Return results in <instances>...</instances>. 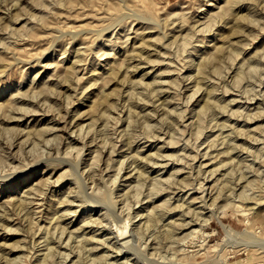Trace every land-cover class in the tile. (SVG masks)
Wrapping results in <instances>:
<instances>
[{
	"label": "rangeland",
	"instance_id": "obj_1",
	"mask_svg": "<svg viewBox=\"0 0 264 264\" xmlns=\"http://www.w3.org/2000/svg\"><path fill=\"white\" fill-rule=\"evenodd\" d=\"M227 1L0 0V212L7 210L5 224L11 230L0 231V264H38L46 254L45 242L38 239L57 224L65 228L61 246L70 234L76 253L63 264H215L216 243L227 240L217 218L235 232L259 231L264 239V0H247L217 19ZM184 35L192 43L186 48ZM154 37L159 42L143 50V40ZM207 60V76H201L199 64ZM206 100L211 104L199 115ZM129 111L134 119L130 135L122 131ZM99 151L100 162L90 166ZM155 181L163 190L147 198ZM34 184L38 190L30 193ZM67 189H75L74 197L66 196ZM242 189L251 197L244 203L238 196ZM103 191H111L116 206L107 203V210L106 203V208L97 204L84 212L74 202ZM219 192L220 199L202 211V218L217 214L202 227L208 251H199L194 241L182 260L179 244L171 241L192 229L187 221L202 205L192 204L193 197L202 196L208 206ZM60 199L72 200L73 206ZM164 200L167 205L156 215L160 220L145 230L144 209ZM231 200L235 207L227 206ZM250 207L256 210L247 211ZM67 208L77 212L66 213ZM138 211L143 217H136ZM85 213L97 224L83 226ZM126 217L133 223L125 239L130 243L123 246L125 240L116 241L110 230ZM174 223L177 230L166 241L162 230ZM140 228L144 234L138 235L134 229ZM236 240L220 259L264 264L261 250L245 251L244 239ZM62 247L57 251L62 253ZM57 251L47 264L61 263Z\"/></svg>",
	"mask_w": 264,
	"mask_h": 264
},
{
	"label": "bare ground",
	"instance_id": "obj_2",
	"mask_svg": "<svg viewBox=\"0 0 264 264\" xmlns=\"http://www.w3.org/2000/svg\"><path fill=\"white\" fill-rule=\"evenodd\" d=\"M121 1V0H120ZM133 1V0H132ZM245 1H247V0H229V1H227V4L225 5V7H227L226 8V10H221V12L219 13V14H217L215 17H217V19L218 18H221V20L222 19H224L226 16L225 15H227L226 14V11L227 10H230V12H231V10H232V8L234 9L236 6H238V5H243V3H245ZM252 1V0H251ZM250 1V2H251ZM254 1V0H253ZM255 1H257V0H255ZM261 1V0H260ZM116 2H118V0H116ZM127 2H129V1H127ZM248 2H249V0H248ZM262 2V1H261ZM211 3V2H210ZM247 3V2H246ZM257 3V2H256ZM256 3H255V5H256ZM213 3H211V5H212ZM211 5H209V6H211ZM214 5V4H213ZM245 5V4H244ZM249 5H251V4H249ZM254 4L252 3V7L251 6H249V7H251V8H253L254 6H253ZM124 6V5H123ZM256 7V6H255ZM114 8V10H115V7H113ZM210 8V7H209ZM222 8V7H221ZM239 8V7H238ZM244 8V7H243ZM247 8V7H246ZM253 10V9H252ZM233 11V10H232ZM255 11V10H254ZM210 12V11H209ZM229 12V11H228ZM209 14V13H208ZM211 14V13H210ZM209 14V17H212L213 15H210ZM215 14V13H214ZM249 14H250V12H249ZM126 16V15H125ZM130 16V15H129ZM137 16V15H136ZM225 16V17H224ZM228 16V15H227ZM249 16V15H248ZM214 17V18H215ZM121 19V18H120ZM207 19L209 20L210 18H208L207 17ZM206 19V20H207ZM240 19H243V18H240ZM248 19V18H247ZM122 20V19H121ZM136 20H143L142 18H140L139 16L138 17H136ZM213 20H215V19H213ZM239 20V19H238ZM244 20V19H243ZM153 21V20H152ZM210 21V20H209ZM212 21V20H211ZM224 21V20H223ZM245 21H247L246 20V18H245ZM249 21V20H248ZM247 21V22H248ZM140 22V21H139ZM149 24H152V23H154V22H151V21H147ZM212 22H216V20L215 21H212ZM246 24V23H245ZM252 24V23H251ZM167 26V25H166ZM235 26V25H234ZM118 27V26H117ZM143 27V26H142ZM246 27V26H245ZM167 28V27H166ZM241 28V27H240ZM145 29H146V27H145ZM147 29H150L149 27L147 28ZM238 29V28H237ZM237 29H235V30H237ZM238 32H239V30H237ZM237 31H236V34H237ZM150 32V31H149ZM234 31H232V34H234L233 33ZM184 33V32H183ZM151 34V33H150ZM152 35V34H151ZM143 37V36H142ZM149 37V36H148ZM197 38H198V36H197ZM164 39V38H163ZM229 40H230V38H228ZM142 41V40H141ZM179 41V40H178ZM191 40H190V37H186V35H184V37H182V41H181V45L184 47V48H186L187 47V45H191L192 43L190 42ZM159 42V39H158V37H154V38H149V39H144L143 40V42H142V46H143V50L144 49H147V50H150V49H152L157 43ZM193 42V41H192ZM205 42V41H204ZM180 43V42H179ZM225 43V42H224ZM231 43V42H230ZM172 44V43H171ZM230 45V44H229ZM110 46V45H109ZM240 46V45H239ZM204 47V46H203ZM231 47V46H230ZM229 48V47H228ZM125 49V48H124ZM142 49V48H141ZM235 49V48H234ZM123 50V49H122ZM182 50V49H181ZM214 50H217L216 48L214 49ZM219 50V49H218ZM233 50V49H232ZM130 51V50H129ZM128 51V52H129ZM140 51V50H139ZM227 51V50H226ZM155 52H157V51H155ZM160 52V51H159ZM210 52V51H209ZM232 52H235V51H232ZM208 53V52H207ZM237 53V52H236ZM148 54V53H147ZM151 54V53H150ZM157 54V53H156ZM156 54H155V56H156ZM80 55V54H79ZM143 55V54H142ZM133 56H135V55H133ZM146 56V55H145ZM151 56V55H150ZM219 56V55H218ZM139 57V56H138ZM140 57H141V55H140ZM199 57V56H198ZM204 57V56H203ZM144 59V58H143ZM157 59H158V57H157ZM196 59V58H195ZM199 60H200V58H198ZM219 59V58H218ZM130 60V59H129ZM141 60V59H140ZM165 60V59H164ZM132 61H133V59H132ZM182 61V60H181ZM206 61V60H205ZM204 61V62H205ZM147 62V61H146ZM201 62V64H199V70H197L198 71V73L201 75V76H203V75H205V76H207L206 74H207V72H206V65L207 64H209L208 62V60H207V62ZM139 63H141V62H139ZM187 64V63H186ZM195 64V63H194ZM135 65V64H134ZM138 65V64H137ZM162 65V64H161ZM127 66V65H126ZM156 66V65H155ZM209 67V66H208ZM208 67H207V69H208ZM243 67V66H242ZM251 68H253V67H251ZM168 69H169V67H168ZM172 69V68H171ZM194 69V68H193ZM240 69V68H239ZM112 70V69H111ZM110 70V71H111ZM159 70V69H158ZM120 71V70H119ZM137 71V70H136ZM144 72V71H143ZM245 72V71H244ZM109 73V72H108ZM112 73V72H111ZM236 73V72H235ZM106 74V73H105ZM104 74V75H105ZM113 74V73H112ZM145 74V73H144ZM148 74V73H147ZM146 74V75H147ZM240 74V73H239ZM238 74V75H239ZM245 74V73H244ZM241 75H243V73L241 74ZM237 76V75H236ZM195 77V76H194ZM240 77V76H239ZM197 78V77H196ZM128 79V78H127ZM161 79V78H160ZM198 79V78H197ZM201 79V78H200ZM234 79V78H233ZM201 80H204V78L203 79H201ZM128 82V81H127ZM210 82V81H209ZM229 82V81H228ZM162 83V82H161ZM128 84V83H127ZM199 84V83H198ZM236 84V83H235ZM159 85H161V84H159ZM195 85H197V84H195ZM130 86V85H129ZM145 86V85H144ZM152 86V85H151ZM163 86V85H162ZM199 87V86H198ZM155 88V87H154ZM153 88V89H154ZM156 88H159V87H156ZM128 90V89H127ZM3 91V90H2ZM1 90H0V93L2 92ZM209 91H210V89H209ZM214 91H215V89H214ZM4 92V91H3ZM155 93H156V95H157V93H159L158 91H154ZM162 94V93H161ZM160 95V94H159ZM210 95V94H209ZM152 96V95H151ZM205 96V95H204ZM215 96V95H214ZM136 97V96H135ZM211 97V96H210ZM213 98V97H212ZM211 98V99H212ZM144 99L145 98H143V101H144ZM190 99V98H189ZM204 99H206V98H204ZM210 99V98H209ZM215 99V98H214ZM138 101V100H137ZM220 101V100H219ZM138 103H139V101H138ZM142 103V102H141ZM149 103V102H148ZM151 103V102H150ZM204 104L200 107V109H199V112H198V114L200 115L202 112H204L208 107H209V105L211 104L210 103V100L207 102V100L205 101V102H203ZM214 103V102H213ZM145 104V103H144ZM217 104H218V102H217ZM132 105V104H131ZM139 105V104H138ZM213 105H215V103L213 104ZM144 106V105H143ZM67 107V106H66ZM128 107V106H127ZM134 107H136V106H134ZM225 108H227V107H225ZM198 110V109H197ZM128 111V110H127ZM146 111V110H145ZM174 111V110H173ZM222 111H223V109H222ZM111 112V111H110ZM206 112V111H205ZM208 112V111H207ZM213 112V111H212ZM132 113V112H131ZM135 114V113H134ZM198 114H197V116H198ZM21 115V114H20ZM23 116V115H22ZM144 116V115H143ZM168 116V115H167ZM169 116H170V114H169ZM197 116H196V118H197ZM208 116V115H207ZM100 117H105L106 118V116L104 115V113L100 116ZM126 119H128V122H127V124H126V128H124L122 131L124 132V133H126L127 131L129 132V128H132L131 126H132V124L134 125V119H132L131 118V116H130V111H129V113L126 115ZM199 117V116H198ZM119 118V117H118ZM150 118V117H149ZM107 119H108V117H107ZM199 119V118H198ZM197 120V119H196ZM120 121V120H119ZM124 121V120H123ZM147 121V120H146ZM145 121V122H146ZM107 122H108V120H106L105 121V124L103 125L104 127L103 128H106V124H107ZM169 122V121H168ZM123 123V122H122ZM136 123V122H135ZM150 123V122H149ZM218 123V122H217ZM139 124V123H138ZM151 124V123H150ZM137 125V124H136ZM223 125V124H222ZM197 126V125H196ZM224 126V125H223ZM154 127V126H153ZM88 129V128H87ZM135 129H136V127H135ZM141 129V128H140ZM215 129H216V126H215ZM226 129V128H225ZM89 130H91V129H89ZM165 130V129H164ZM82 131V129H80V132ZM121 131V130H120ZM161 131V130H160ZM89 132V131H88ZM87 132V133H88ZM82 133V132H81ZM220 133V132H219ZM74 134V133H73ZM129 135H130V132L128 133ZM94 136H95V134H94ZM136 137V136H135ZM151 137V136H150ZM126 138H127V136H126ZM146 138V137H145ZM152 138H153V136H152ZM214 139V138H213ZM93 140V139H92ZM143 140V139H142ZM149 140V139H148ZM94 142V141H93ZM103 142H104V140H103ZM79 143V142H78ZM134 143V142H133ZM229 145V144H228ZM231 146V145H230ZM95 147V146H94ZM102 147H105V144L102 146ZM98 147H96V149H97ZM138 148V147H137ZM233 148V147H232ZM232 148H231V150H232ZM235 148V147H234ZM59 149V148H58ZM95 149V148H94ZM99 149V148H98ZM81 150V149H80ZM158 150V149H157ZM71 152V151H70ZM225 152V151H224ZM43 153V152H42ZM71 154V153H70ZM83 154V153H82ZM76 155V154H75ZM217 155H218V153H217ZM99 156H100V151H99V153L97 154V156H95V157H93V159H92V163L90 164V166H94V165H96L98 162H100V158H99ZM102 156V155H101ZM204 156H206V155H204ZM49 159H50V157H49ZM63 158H61V160H62ZM133 159V158H132ZM235 159V158H234ZM52 160V159H51ZM56 160V159H55ZM60 161V160H59ZM48 162V161H47ZM63 163V161H60V163ZM61 163V164H62ZM64 163H66V162H64ZM122 163H123V161H122ZM122 163H119V164H122ZM133 163V162H132ZM220 163V162H219ZM48 164V163H47ZM109 164V163H108ZM36 165V164H35ZM69 165H71V164H69ZM87 165V164H86ZM98 165V164H97ZM134 165V164H133ZM152 165V164H151ZM75 166H76V164H75ZM110 166V165H109ZM157 165H155V167H156ZM159 166H160V164H159ZM220 166V165H219ZM242 166V165H241ZM70 167V166H69ZM137 167V166H136ZM222 167V165L219 167V168H221ZM26 168V167H25ZM71 168V167H70ZM86 168V167H85ZM129 168V167H128ZM96 169V168H95ZM122 169V168H121ZM218 169V168H217ZM245 169V168H244ZM71 170V169H70ZM116 170H118V169H116ZM211 170V169H210ZM213 170V169H212ZM64 171V170H63ZM91 174L88 172V174L90 175V179H92V176L95 174V171H94V169H93V167H91ZM119 171H120V166H119V170L117 171V174L119 173ZM245 171V170H244ZM83 172V171H82ZM33 173V172H32ZM214 173V172H213ZM88 175V176H89ZM140 175V174H139ZM232 175V174H231ZM7 176V175H6ZM81 176H82V174H81ZM242 176V175H241ZM8 177V176H7ZM65 177H66V175H65ZM79 177V176H78ZM138 177V176H137ZM10 178V177H9ZM31 178V174L30 175H26L24 178H23V182H27L29 179ZM63 178V176H60V177H58V179L60 180V179H62ZM74 178V177H73ZM244 177H242V179H243ZM4 179V178H3ZM82 179V178H81ZM111 179V178H110ZM117 179V178H116ZM116 179H113V181L115 180L116 181ZM235 179V178H234ZM84 180V179H83ZM88 180V179H87ZM219 180V179H218ZM241 180V179H240ZM71 180H69V182H70ZM79 181V180H78ZM90 181H92V180H90ZM136 181V180H135ZM134 181V182H135ZM59 182V181H58ZM62 182V181H61ZM80 182V181H79ZM84 182V181H83ZM88 182V181H87ZM103 182V181H102ZM133 182V181H132ZM160 181H155L154 183H152V189H151V192L148 194V197L147 198H151L153 195H157L158 193H160L162 190H163V186H162V184H160L159 183ZM217 182V181H216ZM229 182V181H228ZM227 182V183H228ZM253 181H250L248 184H251ZM57 183V182H56ZM93 183V182H92ZM201 182H199V184H200ZM203 183V182H202ZM225 183L226 182H224V185H225ZM102 184V183H101ZM167 185H169V184H167ZM166 185V186H167ZM202 185V184H201ZM223 185V184H222ZM227 185V184H226ZM253 185V184H252ZM31 186V185H30ZM37 186H38V184H34V186H31L30 187V189H29V191H30V193H32V192H37V190H38V188H37ZM72 186V185H71ZM80 186V185H79ZM188 186V185H187ZM228 186V185H227ZM67 187V186H66ZM73 187V186H72ZM75 187V186H74ZM92 187V186H91ZM93 187H94V185H93ZM102 187V186H101ZM222 187V186H221ZM230 187V186H229ZM232 187V186H231ZM8 188H10V185H8ZM82 188V187H81ZM97 188V187H96ZM185 188V187H184ZM228 188V187H227ZM227 188H226V191H227ZM247 188V187H246ZM58 189H61V188H58ZM80 189V188H79ZM90 189V188H89ZM102 189V188H101ZM182 189V188H181ZM180 189V190H181ZM196 189V188H195ZM222 189H224V188H222ZM56 190V189H55ZM68 190V192H67V194H66V196L68 197H70L71 195H70V193L71 194H75V189L72 191V189H67ZM84 190V189H83ZM82 190V191H83ZM141 190V189H140ZM230 190V189H229ZM244 189H242V192H240L239 193V199H241V201L244 203V201H246L248 198L249 199H251V197H249L246 193H245V191H243ZM246 190V189H245ZM28 191V190H27ZM130 192H131V190H129ZM220 191H221V189H220ZM231 191H234L233 189L231 190ZM247 191V190H246ZM52 192V194L54 193V190H52L51 191ZM77 192V191H76ZM79 192V191H78ZM98 192V191H97ZM28 193V192H27ZM30 193H28V194H26V195H31ZM92 193V192H91ZM136 193H137V191H136ZM74 194H73V197H74ZM120 194V193H119ZM218 195L216 196V197H214L213 199H212V202H211V204L210 205H208L207 206V201H205V198H203L202 196H200V197H198V198H194L193 197V199H192V204H196V203H199V204H202V205H200V206H198V207H196V208H194L193 209V211L191 212V214H190V216L192 215V213H193V216H194V218H190L191 220L189 221H187L188 222V224L186 225V226H188V225H190V226H188L189 228L188 229H191L188 233H186L185 235H183L181 238H177V239H174V237H173V233L172 232H174L173 230L174 229H176L177 230V228H174V227H176L177 226V224H175L174 226H172V224H171V226H169L168 224H166V228L164 229V227H163V229L164 230H162L163 231V233L165 234V237H166V241H168L169 240V242H170V240L172 239V237H173V240L171 241L172 242V244L173 243H176V244H179V250L177 251V252H181V255H182V260L184 259V261H185V258H187V257H185V253H188V252H191V251H188V249H187V247L189 246V244H193V242L195 241L196 243H198V246L200 247V249H199V251H204V253H206L207 251H208V245L206 244V243H204L203 241H204V239L202 238V237H207L208 235L207 234H204V232L202 231L203 229H202V227L204 226V224H206L211 218H213L214 216H217V214L215 215V214H213V215H210V216H208V217H204V218H202L203 217V215L205 214L206 215V213H204V212H202L203 210H205V209H207V207H210V206H212V205H214L217 201V199L220 197V195L222 194L221 192H219V193H217ZM231 194H233V193H231ZM82 195V194H81ZM85 195V194H84ZM129 195V194H128ZM143 195V194H142ZM141 195V196H142ZM225 195V194H224ZM227 195V194H226ZM66 196H64L65 198H66ZM86 196V195H85ZM89 196V195H88ZM222 196V195H221ZM228 196L229 197H231L230 196V194H228ZM237 196V195H236ZM22 197V196H21ZM27 197V196H26ZM30 197V196H29ZM62 197V196H61ZM72 197V196H71ZM76 197V196H75ZM225 197H227V196H225ZM228 197V198H229ZM10 198V197H9ZM83 198V197H82ZM131 198V197H130ZM145 198V197H144ZM211 198V197H210ZM236 198V197H235ZM24 199V198H23ZM48 199V198H47ZM53 199V198H52ZM72 199V198H71ZM76 199H77V197H76ZM220 199V198H219ZM227 199V198H226ZM21 200V199H20ZM51 200V199H50ZM73 200V199H72ZM72 200H67L66 201V199H65V201H62L61 199H60V204H62V203H67L68 204V206L69 207H72L73 205H71V204H73V201ZM83 200H85V199H83ZM82 200V201H83ZM133 200V199H132ZM168 200V199H167ZM170 200V199H169ZM197 200H199L198 202H197ZM211 200V199H210ZM229 200V199H228ZM235 200V199H234ZM57 201H59V200H57ZM77 201V200H75L74 199V202H77V203H79V207H82V211H88V212H92L95 208H97L96 207V205L97 204H101L103 207H105L103 204H105L106 203V205H107V203H108V205H109V203L112 205V206H116V203L113 201V199H112V196H111V191H103L102 193H97L95 196L94 195H91V196H89L88 198H87V201ZM225 201V200H224ZM227 201V200H226ZM232 201V200H231ZM238 201V200H237ZM248 201V200H247ZM20 202V201H19ZM23 203H24V201H22ZM21 202V203H22ZM25 202H27V201H25ZM49 202V201H48ZM127 202V201H126ZM125 202V203H126ZM151 202V201H150ZM20 203V204H21ZM33 203V202H32ZM57 203V202H56ZM55 203V204H56ZM129 203V202H128ZM236 201H232L231 203H228L227 204V206H236ZM240 203V202H239ZM256 203V202H255ZM53 204V203H52ZM66 204V205H67ZM152 204V203H151ZM254 204V203H253ZM22 205V204H21ZM20 205V206H21ZM25 205V204H24ZM26 205H27V203H26ZM29 205V204H28ZM88 205V206H87ZM108 205L106 206L107 207V210H108ZM110 205V206H111ZM167 205V201L166 200H164L160 205H158V206H153V207H151L150 209H147L148 207H146V209H144L145 211H146V214L144 215L143 213H141V211H138V212H136V217H143V215H144V218L143 219H145L146 218V221H145V223H146V225H145V223L143 224V227H144V225H145V230H148L149 228H150V226H155L156 224H153V223H156V220H160L159 218H157L158 216H156V215H159L157 212H161V210H162V208L164 209V206H166ZM241 205H242V203H241ZM256 205H257V203H256ZM19 206V205H18ZM85 206V207H84ZM111 206V207H112ZM254 206H255V204H254ZM263 206V205H262ZM22 207V206H21ZM25 207H27V206H25ZM53 206L52 205H50L48 208H52ZM68 207V208H69ZM105 207V208H106ZM233 207V208H234ZM246 207V206H245ZM19 208V207H18ZM68 208L65 210V212L66 213H68V212H77L76 210H74V211H71V210H68ZM104 208V209H105ZM114 208V207H113ZM126 208V207H125ZM21 209V208H20ZM100 209V208H99ZM103 209V208H102ZM190 209V208H189ZM2 210V209H1ZM48 210H50V209H48ZM53 210H54V208H53ZM104 211L103 213H105V212H108V211ZM119 210V209H118ZM173 210V209H172ZM171 209H166V212L168 211V213H169V211H172ZM246 210L247 211H252V210H256V208L255 207H250V208H246ZM20 211V210H19ZM55 212H56V210H54ZM126 211H127V209H126ZM21 212V211H20ZM96 212H98V211H96ZM109 212H110V210H109ZM212 212V211H211ZM49 213V212H48ZM53 213V212H52ZM124 213V212H123ZM127 213V212H126ZM208 213V212H207ZM56 214H57V212H56ZM61 214V213H60ZM118 214V213H117ZM164 214V213H163ZM163 214H162V217H163ZM186 214V213H185ZM185 214H184V216H185ZM249 214H251V213H249ZM7 215V210H2V212H0V231L1 230H3V231H7V232H9V231H11V230H9L8 229V227H10V226H8V224H5L6 222H8V220L9 219H6L5 218V216ZM52 215V214H51ZM55 214H53V216H54ZM92 215V214H91ZM100 215V214H99ZM161 215V214H160ZM159 215V216H160ZM260 215V214H259ZM56 216V215H55ZM125 216V215H124ZM261 216H262V214H261ZM7 217V216H6ZM61 217H63V214L61 215V216H57L56 217V219H55V222H56V220H58L59 218H61ZM103 217V216H102ZM155 217H156V219H155ZM162 217H160V218H162ZM192 217V216H191ZM100 218V217H99ZM117 218H118V216H117ZM186 218V217H185ZM217 218V217H216ZM106 219H107V217H106ZM131 219L132 218H130V217H126V219L125 220H122L121 219V221H118V223L117 224H119V223H122L120 226L118 225H115L116 223H114V224H112L111 225V228L112 227H114V229H113V231L112 230H110V234L112 235V234H114L115 236H114V238L116 239V241H123V240H125L126 238H127V236H128V233H131L130 232V225L133 223H131ZM164 219V218H163ZM52 220H54V217H53V219ZM96 220H98V219H96ZM96 220L95 219H92V217L90 216H88L87 215V213H85L84 214V217H83V219L81 220V223H83V226H88V225H90V226H92V225H95V224H97L96 223ZM217 220H218V223L220 224V226L222 227V229L224 230V232H225V235H226V241L225 242H217L216 244L218 245V247H219V253L213 258V260L212 261H215L216 263L215 264H227L226 263V258L227 257H225V258H223V259H220V253L224 250V249H226L227 247H229L230 245H231V243L232 242H236L237 240L236 239H239V238H243L244 240H242V243H241V245L244 247V250L245 251H248L249 249H251V248H253V247H257L259 250H261V253H263L264 254V239L262 238V237H259L258 236V234H259V231H252V232H246V231H244V232H242V233H238V232H235V231H233L228 225H225V224H223L220 220H219V218H217ZM60 221V220H59ZM105 221V220H104ZM107 221V220H106ZM111 221V220H110ZM115 221V220H114ZM155 221V222H154ZM162 221V220H161ZM182 221H184V220H182ZM249 221V219H247V222ZM186 222V223H187ZM104 223V222H103ZM131 223V224H130ZM182 223V222H181ZM184 224H185V222H183ZM191 223V224H190ZM193 223V224H192ZM101 224V223H100ZM110 224V223H109ZM142 224V223H141ZM153 224V225H152ZM139 225V224H138ZM61 225H59V224H57V226H55L54 228H53V231L52 232H46L41 238H39L38 239V241H41L42 240V242L44 243L45 242V249H44V251H46V254L45 255H43V257L42 258H39L38 259V264H47V260L49 259V258H52L53 256H54V252L55 251H57V248H61L63 245V241H62V236H63V234H64V232H65V228L64 227H60ZM98 226V225H97ZM101 225H99V227H100ZM102 226H103V224H102ZM140 226H142V225H140ZM165 226V225H164ZM96 227V226H95ZM107 227V226H106ZM110 227V226H109ZM139 227V226H138ZM181 225H180V229H181ZM184 227V226H183ZM194 227H196V228H194ZM77 229H80V226L77 228ZM82 229V228H81ZM132 229V228H131ZM167 229V230H166ZM169 229V230H168ZM47 230V229H46ZM45 230V231H46ZM52 230V229H51ZM100 230V229H99ZM135 231L134 232H136L138 235H141L142 233H143V229H134ZM152 230H153V227H152ZM49 231V230H48ZM76 231V230H75ZM96 231V230H95ZM144 232H146V231H144ZM75 233V232H74ZM5 234V233H4ZM144 234V233H143ZM160 234V233H159ZM164 234L163 235H159V236H163L164 237ZM84 235V234H83ZM131 235H133V234H131ZM157 235V234H156ZM71 235L69 234V237H68V239L66 240V242H65V245H64V247H62L63 248V252L61 253L59 250L57 251V253H56V255H58V257H60L61 258V263L60 264H63L69 257H70V254L71 253H73L74 251H75V248H73V247H71V245H70V243H71ZM79 237V236H78ZM93 237V236H92ZM156 237V236H155ZM158 237V236H157ZM165 237H164V239H165ZM81 238V237H80ZM82 238H85V237H82ZM88 238V237H87ZM129 238V237H128ZM139 238V237H138ZM147 238V237H146ZM199 238H202V240H200ZM90 239V238H89ZM92 239V238H91ZM102 239V238H101ZM155 239V238H154ZM158 239V238H157ZM73 240V239H72ZM82 240V239H81ZM85 240V239H84ZM106 240V239H105ZM150 240V239H149ZM236 240V241H235ZM90 241V240H89ZM91 241H93V240H91ZM95 241H96V238H95ZM130 241V240H129ZM128 240H125V241H123L120 245H125V246H128V243H130ZM138 241V240H137ZM162 241V240H161ZM41 242V243H42ZM104 242V241H103ZM91 243V242H90ZM93 243V242H92ZM161 243V242H160ZM83 244H84V241H83ZM165 244V243H164ZM2 245H3V242H2ZM54 245H57L58 247H54ZM62 245V246H61ZM76 245V244H75ZM85 245V247H86V244H84ZM92 245V244H91ZM98 245V244H97ZM134 245V244H133ZM158 245V244H157ZM166 245H167V243H166ZM44 246V245H43ZM78 246L79 247H81L80 245H79V241H78V243H77V250H76V252H77V259H80L81 257H80V255L83 257V253H82V250H80V248H78ZM88 246V245H87ZM168 247V246H167ZM69 248V249H68ZM82 248V247H81ZM108 248V247H107ZM120 248H122V247H120ZM154 248V247H153ZM161 248H163V246H161ZM4 249V248H3ZM132 249V248H131ZM169 249V248H168ZM62 250V249H61ZM160 250V249H159ZM88 251V250H87ZM117 252V251H116ZM156 252V251H155ZM75 253V252H74ZM91 253V252H90ZM119 253V252H118ZM76 254V253H75ZM86 254V253H85ZM84 254V255H85ZM143 254V253H142ZM155 254V253H154ZM88 255V254H87ZM86 255V256H87ZM173 255V254H172ZM89 256V255H88ZM105 256H107V255H105ZM161 256V255H160ZM159 256V257H160ZM192 256V255H191ZM36 257V256H35ZM95 257V256H94ZM263 257H264V255H263ZM37 259V258H36ZM90 259V258H89ZM92 259V258H91ZM125 259V258H124ZM138 259V258H137ZM180 259V260H181ZM165 260V259H164ZM179 260V261H180ZM190 260V259H189ZM4 261V260H3ZM6 261V260H5ZM69 261H72V259L71 260H69ZM83 261V260H82ZM127 261V260H126ZM140 261H141V259H140ZM244 262H245V260H243ZM8 261H6V263H7ZM89 262V261H88ZM93 262V261H92ZM190 262V261H189ZM95 263V262H94ZM185 263H188V262H185ZM2 264V263H1ZM49 264V263H48ZM53 264V263H52ZM72 264H76L75 262H72ZM170 264V263H169Z\"/></svg>",
	"mask_w": 264,
	"mask_h": 264
}]
</instances>
